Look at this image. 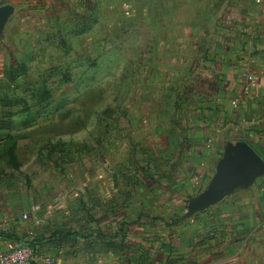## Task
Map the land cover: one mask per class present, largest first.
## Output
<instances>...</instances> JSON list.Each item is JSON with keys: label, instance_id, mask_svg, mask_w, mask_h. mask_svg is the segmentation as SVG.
Masks as SVG:
<instances>
[{"label": "rangeland", "instance_id": "rangeland-1", "mask_svg": "<svg viewBox=\"0 0 264 264\" xmlns=\"http://www.w3.org/2000/svg\"><path fill=\"white\" fill-rule=\"evenodd\" d=\"M232 8L231 0H43L0 26V101L12 103L0 102L10 124L0 131V192L23 203L26 221L29 207L50 206L65 228L88 233L81 228L94 226L99 209L84 192L88 176L100 159H116L124 174L145 161L147 112L155 127L178 115L182 87L226 35Z\"/></svg>", "mask_w": 264, "mask_h": 264}, {"label": "crops", "instance_id": "crops-1", "mask_svg": "<svg viewBox=\"0 0 264 264\" xmlns=\"http://www.w3.org/2000/svg\"><path fill=\"white\" fill-rule=\"evenodd\" d=\"M38 3L43 0H0V26ZM231 5L226 35L208 46L193 80L182 87L178 115L165 120L163 114L155 127L147 112L145 161L124 174L116 159L115 165L100 159L98 173L88 176L84 192L99 202L94 226L81 228L88 233L65 228L67 221L49 216L50 206L29 207L30 223L24 221L27 208L2 191L0 248L24 235L37 256L50 254L58 264H264V173L186 221L201 212L187 215V204L211 182L228 143L245 141L264 160V0ZM247 73L258 86L244 92ZM65 211L63 205L55 214ZM154 223L162 232L151 229Z\"/></svg>", "mask_w": 264, "mask_h": 264}, {"label": "water", "instance_id": "water-1", "mask_svg": "<svg viewBox=\"0 0 264 264\" xmlns=\"http://www.w3.org/2000/svg\"><path fill=\"white\" fill-rule=\"evenodd\" d=\"M5 8L0 7V24ZM264 173V160L245 142L228 143L215 166L211 182L187 204V215L219 202L238 186L247 187Z\"/></svg>", "mask_w": 264, "mask_h": 264}, {"label": "built area", "instance_id": "built-area-1", "mask_svg": "<svg viewBox=\"0 0 264 264\" xmlns=\"http://www.w3.org/2000/svg\"><path fill=\"white\" fill-rule=\"evenodd\" d=\"M245 78L244 92L258 86L250 73H247ZM22 219L24 221L28 220L26 213L22 214ZM34 222L37 224L39 220L35 219ZM0 264H58V262L52 255L42 254L37 256L29 244L18 241L9 248L0 249Z\"/></svg>", "mask_w": 264, "mask_h": 264}, {"label": "trees", "instance_id": "trees-1", "mask_svg": "<svg viewBox=\"0 0 264 264\" xmlns=\"http://www.w3.org/2000/svg\"><path fill=\"white\" fill-rule=\"evenodd\" d=\"M7 74H8V79L11 81V80H14V69L13 68H9L8 70H7ZM46 97H48V95L46 96ZM1 105H6V106H9V105H12V103H11V99H1ZM9 123H8V121H5L4 119H0V131H2V130H5V129H9ZM259 154V153H258ZM3 234V233H2ZM22 241H24V242H26L27 244H29L31 247H32V249H33V251H34V253L36 254V249H35V247L27 240V239H24V240H22Z\"/></svg>", "mask_w": 264, "mask_h": 264}]
</instances>
